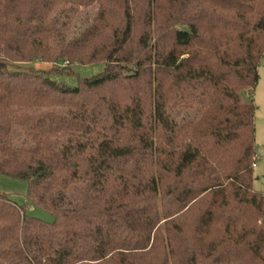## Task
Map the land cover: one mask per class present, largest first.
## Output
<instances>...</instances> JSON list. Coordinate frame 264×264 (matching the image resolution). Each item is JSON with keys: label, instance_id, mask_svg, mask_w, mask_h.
I'll return each mask as SVG.
<instances>
[{"label": "trees", "instance_id": "obj_1", "mask_svg": "<svg viewBox=\"0 0 264 264\" xmlns=\"http://www.w3.org/2000/svg\"><path fill=\"white\" fill-rule=\"evenodd\" d=\"M263 54L264 0H0V175L54 217L0 193V264H264Z\"/></svg>", "mask_w": 264, "mask_h": 264}, {"label": "rangeland", "instance_id": "obj_2", "mask_svg": "<svg viewBox=\"0 0 264 264\" xmlns=\"http://www.w3.org/2000/svg\"><path fill=\"white\" fill-rule=\"evenodd\" d=\"M98 8L96 6L89 9L74 10L73 13L64 11L60 14V20L62 23H66L71 27V36H78L89 27L97 13ZM61 23V24H62ZM24 66H33L40 70L51 71L54 68L64 69L68 67L69 63L65 62L62 65H54L50 63H41L36 61L32 64ZM106 65L103 63L93 65H73L69 69H65L64 72L51 74L50 79L61 85L69 87H76L80 84L81 80L96 77L105 71ZM259 83L250 98L253 102L255 110V138H256V157L254 168V181L253 188L257 192L264 194V54L261 59L259 67ZM116 89L115 87L111 90ZM121 92L124 88H118ZM247 100V99H246ZM184 117V112L181 115L175 116L177 121H180ZM28 183L23 180L12 179L7 176L0 175V193L7 195L13 202L19 206L25 207L26 213L29 216L39 218L46 222H53L54 217L51 214L46 213L41 208L34 205H27L26 198L28 193Z\"/></svg>", "mask_w": 264, "mask_h": 264}, {"label": "built area", "instance_id": "obj_3", "mask_svg": "<svg viewBox=\"0 0 264 264\" xmlns=\"http://www.w3.org/2000/svg\"><path fill=\"white\" fill-rule=\"evenodd\" d=\"M256 166V164H254V167Z\"/></svg>", "mask_w": 264, "mask_h": 264}]
</instances>
